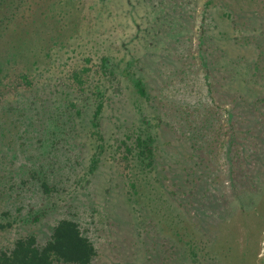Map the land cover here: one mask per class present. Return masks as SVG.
<instances>
[{
  "label": "rangeland",
  "instance_id": "rangeland-1",
  "mask_svg": "<svg viewBox=\"0 0 264 264\" xmlns=\"http://www.w3.org/2000/svg\"><path fill=\"white\" fill-rule=\"evenodd\" d=\"M165 1L0 0V223L12 222L0 249L29 233L43 243L71 218L96 248L90 264H264V0H169L172 13ZM177 106L214 117L196 113L191 131ZM148 124L155 170L122 157L126 128Z\"/></svg>",
  "mask_w": 264,
  "mask_h": 264
},
{
  "label": "trees",
  "instance_id": "trees-1",
  "mask_svg": "<svg viewBox=\"0 0 264 264\" xmlns=\"http://www.w3.org/2000/svg\"><path fill=\"white\" fill-rule=\"evenodd\" d=\"M164 5L168 7L167 11L172 13L173 7L170 6L171 4L169 0L165 1ZM170 21L171 19L168 18L167 19L168 25L166 30L170 29L169 32L173 37H175L179 34V32L176 29H173L176 27V25L174 24L173 21L172 22ZM200 36L202 37V35ZM105 60L106 58L102 59L103 62H105ZM202 60L203 58L201 59V61ZM129 67L131 68V63L127 62L126 67H124L123 69L124 75H130V76L133 75L131 74ZM166 72L167 71L163 70L161 66L159 68L158 75L163 76L166 74ZM113 74L114 73L112 71L111 75ZM72 77L77 81L78 84L82 83L79 73L73 72ZM221 78L223 81H227V78L224 75H222ZM133 85L135 87L136 93L140 97L144 98L146 104L148 105L151 99L149 93L146 90V86L142 78L140 77L139 79L138 78L135 79L133 81ZM94 93H96V95L100 94L98 91ZM102 103L103 101L99 99V102L95 105L94 112L92 115V120L90 122L91 123L90 134L92 136H95V139L99 143L96 144L95 146L96 150H94V152L92 153L89 159V164H88L89 173L94 172V170L96 169L98 165L97 154L103 148V143H102L103 136L98 127L99 117L102 111V105H103ZM75 106L76 104L74 102L69 101L68 107L74 108ZM177 107L179 114V116L177 115V120L180 119L181 121L185 122L186 119H189V121L186 122L187 124H189L188 128L191 131H197L196 128L194 129V125H193L195 124L197 118L196 113L198 114V118L203 117L206 120H209L214 117V113H212L211 111L209 112L206 111V113H204L201 110L198 113L197 111L194 112L193 110H189L188 109L189 106L187 107L177 106ZM203 110H206V108H203ZM79 113L80 110L76 109L75 114L77 115ZM139 114H141L142 117H146L144 116L143 111H139ZM148 114H150V112ZM150 115L151 117H153L154 121H156L155 128L156 131L158 132L159 131L158 129L161 128L160 124L162 123L163 116H161V114L158 111L156 112V114L154 115L150 114ZM70 120L71 118L68 121L70 122ZM217 124H218L217 128L220 131L219 127H221V124L219 122H217ZM181 126L182 123H180V127ZM54 132L56 135L59 134L60 132L59 126L58 129L54 128L53 133ZM190 133H192L194 136L196 135V133L194 132H190ZM155 136L156 134L154 133L153 129L150 127L149 124L145 136L143 135L141 130L139 131V129L133 127L132 128L127 127L126 131H124L122 134L123 137L121 140V147H123L122 157L125 159H133V160L135 159L140 167L155 170L156 159L159 158L157 151L162 150V148L158 145V143H155L154 141ZM191 176H194V169H192V167H190L185 174L186 181L188 183L190 182L192 183L195 180H197V177L195 176L190 179L187 178ZM37 181L39 183L40 189L43 194L50 196L54 192H57L56 186L50 184L45 175L38 177ZM129 186L131 188H134L135 187L134 181H129ZM192 188L193 186H189L187 189H184L183 190L184 194L188 193L187 190H192ZM187 204L189 203L187 202ZM3 215H8V212H3ZM172 218H174V216H172ZM11 224H12L11 221H7L6 224L0 223V228L3 229L7 226H10ZM171 227L174 233L179 232L176 229L175 223H173ZM190 248L191 245H189V249ZM96 255H97V251L93 242L90 240L88 236H86L83 233L78 222L71 218H61L58 221H56L55 224H53V226L50 228L49 236L44 240L43 243L38 242L35 234L29 233L16 238L11 248L0 249V264H58V263L90 264Z\"/></svg>",
  "mask_w": 264,
  "mask_h": 264
}]
</instances>
